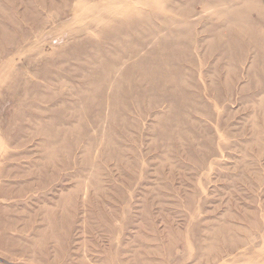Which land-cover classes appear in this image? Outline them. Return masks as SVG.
Returning <instances> with one entry per match:
<instances>
[{
	"label": "rangeland",
	"instance_id": "374dc122",
	"mask_svg": "<svg viewBox=\"0 0 264 264\" xmlns=\"http://www.w3.org/2000/svg\"><path fill=\"white\" fill-rule=\"evenodd\" d=\"M0 264H264V0H0Z\"/></svg>",
	"mask_w": 264,
	"mask_h": 264
},
{
	"label": "bare ground",
	"instance_id": "6f19581e",
	"mask_svg": "<svg viewBox=\"0 0 264 264\" xmlns=\"http://www.w3.org/2000/svg\"><path fill=\"white\" fill-rule=\"evenodd\" d=\"M239 14V13H238ZM234 30L235 29H239L238 27H236L235 26V28H233ZM233 31V30H232ZM240 32V31H239ZM239 32H237V33H232L231 35L232 36H230L229 38H227V42H233V43H235V42H238L239 40H244V38H242V36H241V34L242 33H239ZM219 39H222L221 37H219ZM110 90V89H109Z\"/></svg>",
	"mask_w": 264,
	"mask_h": 264
}]
</instances>
